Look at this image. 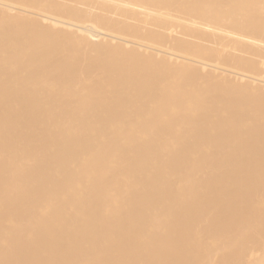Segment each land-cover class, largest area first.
<instances>
[{
    "label": "bare ground",
    "instance_id": "1",
    "mask_svg": "<svg viewBox=\"0 0 264 264\" xmlns=\"http://www.w3.org/2000/svg\"><path fill=\"white\" fill-rule=\"evenodd\" d=\"M0 264H264V0H0Z\"/></svg>",
    "mask_w": 264,
    "mask_h": 264
}]
</instances>
